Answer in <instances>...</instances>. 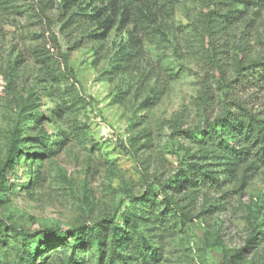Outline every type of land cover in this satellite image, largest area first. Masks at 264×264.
<instances>
[{"label":"rangeland","instance_id":"1","mask_svg":"<svg viewBox=\"0 0 264 264\" xmlns=\"http://www.w3.org/2000/svg\"><path fill=\"white\" fill-rule=\"evenodd\" d=\"M52 1L50 28L37 0H0V264H264L258 148L178 134L264 61V4L220 0L233 19L207 36L203 0ZM234 99L264 119L263 89ZM197 171L219 186L169 187Z\"/></svg>","mask_w":264,"mask_h":264},{"label":"trees","instance_id":"2","mask_svg":"<svg viewBox=\"0 0 264 264\" xmlns=\"http://www.w3.org/2000/svg\"><path fill=\"white\" fill-rule=\"evenodd\" d=\"M17 3L22 4L24 0H15ZM29 1V0H27ZM128 6H134L137 4H146L147 6L155 7H172L175 4L179 3L181 0H120ZM206 4V7L209 8V12L204 14L203 21L205 24V29L207 36L212 34L211 29L215 23L230 22L233 17L230 15H220L219 5L220 0H203ZM250 5L261 6L264 4V0H245ZM39 14L46 21L48 26L51 28L55 25L56 20L49 16V11L52 10L53 1L52 0H37ZM24 8L29 6H23ZM67 13V12H66ZM54 42L57 48V51L60 57H63L61 52V46L56 38ZM127 53L134 57L135 48L130 46L127 48ZM66 59L65 57H63ZM234 85L239 86H250L258 89L264 90V61L255 62L248 66L239 65L236 71V78L231 81H227L223 85L224 97H223V107L224 111L220 117L215 119L213 122L207 121L206 127L196 128L194 130H185L181 133L184 135V138L191 139L196 143L202 144L208 139H213L216 136H219L222 139L225 136H228L227 141H231V148L234 153H239L237 147L244 145L248 141H253L254 147L258 148L261 159L264 160V119L256 113H253L249 108L244 106L239 100L229 101L230 89L234 88ZM230 133H232L230 135ZM15 148L10 151V154L15 153ZM191 166L189 171L193 169L192 163L187 161ZM185 169V168H183ZM196 175L200 176L198 182L210 183L215 186H219L220 180L214 178L212 175L206 172H193L188 175L184 172L181 179L172 182L169 187L178 190L182 187H186L187 184L193 182V179H196ZM2 184V182H0ZM0 184V185H1ZM113 236L116 237L120 234V224L114 223ZM53 233V232H52ZM56 234V233H54ZM36 250L30 251L31 257H35Z\"/></svg>","mask_w":264,"mask_h":264}]
</instances>
